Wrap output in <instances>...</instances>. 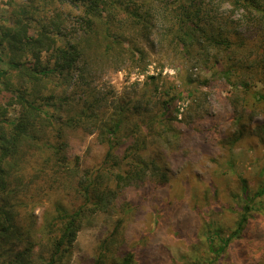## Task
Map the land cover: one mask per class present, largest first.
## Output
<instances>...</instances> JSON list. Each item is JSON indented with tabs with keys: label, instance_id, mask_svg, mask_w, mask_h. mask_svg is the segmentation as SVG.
<instances>
[{
	"label": "trees",
	"instance_id": "16d2710c",
	"mask_svg": "<svg viewBox=\"0 0 264 264\" xmlns=\"http://www.w3.org/2000/svg\"><path fill=\"white\" fill-rule=\"evenodd\" d=\"M146 46L172 62L200 65L213 77L206 84L222 81L240 129L223 144L226 163L217 173L234 167L227 163L228 145L252 130L264 152V124L245 127L264 113V0L16 4L0 19V264H70L85 229H97L98 240L81 264H149L150 232L134 231L143 204L130 194L151 196L155 219L167 210L153 199L162 194L172 162L190 153L189 132L178 124L187 118L174 110L183 86L160 85L161 74L148 75L140 93L118 97L97 82L107 68L146 70ZM191 82L186 76L184 88ZM89 135L105 150L93 165L76 153L77 140ZM242 174V192L229 208L237 215L232 234L223 238L211 228L202 234L216 258L247 230L259 210L255 198L264 197V177L252 196ZM42 198L53 209L36 229L21 215ZM206 201L204 193L200 211Z\"/></svg>",
	"mask_w": 264,
	"mask_h": 264
},
{
	"label": "rangeland",
	"instance_id": "374dc122",
	"mask_svg": "<svg viewBox=\"0 0 264 264\" xmlns=\"http://www.w3.org/2000/svg\"><path fill=\"white\" fill-rule=\"evenodd\" d=\"M28 1L0 0V19L8 17L16 4H26ZM146 48L149 51L146 70L107 68L100 73L97 82L118 97L140 93L148 75L161 74L163 83L160 81V85L183 86L178 90L181 96L175 101L174 110L178 119L187 118L186 125L178 124L181 131L189 132L191 138L187 142V151L190 153L172 162L169 180L162 194L153 199L157 208L162 210L167 205V210L160 212L155 219L151 211L152 197L145 200L141 193L132 191L130 194L133 201L143 204L134 231L136 236L150 232L149 264H264V197L255 198L256 209L259 210H255L247 230L239 238L233 239L218 258L202 235L204 232L207 235L210 228L212 231L220 230L223 238L232 234L237 215L229 208H233L237 201L234 195L242 192V173L245 172L247 176L253 190L252 196L263 182L264 172L261 169L264 152L255 144V137L251 136L253 130L243 142L228 145L231 155L228 153L227 163L232 160L234 167H230L224 175L217 173L216 170L226 163L223 144L229 142L228 139L240 129L237 113L231 100L226 98L222 81L213 80L206 84L205 81L213 77L200 65L175 63L167 53L155 52L148 46ZM186 76L192 78L188 88H184ZM252 117L246 122V128L254 129L264 124V113L258 112ZM76 144V153L86 165L95 164L104 155L103 146L94 136L78 139ZM213 183H218V194L210 188H215ZM204 193L207 201L200 211L196 205ZM41 200L33 210L27 209L21 215L24 221L28 219L35 223L36 229L45 224L46 215L53 209L48 199ZM199 235L202 243L199 242ZM97 236V229H85L79 234L70 264H81L93 255ZM214 238L219 244V237L215 235Z\"/></svg>",
	"mask_w": 264,
	"mask_h": 264
}]
</instances>
